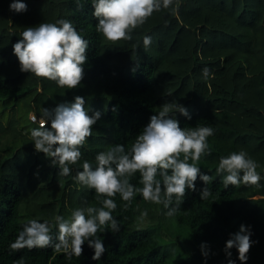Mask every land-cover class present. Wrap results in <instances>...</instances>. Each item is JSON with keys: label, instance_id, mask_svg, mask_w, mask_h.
<instances>
[{"label": "trees", "instance_id": "obj_1", "mask_svg": "<svg viewBox=\"0 0 264 264\" xmlns=\"http://www.w3.org/2000/svg\"><path fill=\"white\" fill-rule=\"evenodd\" d=\"M23 2L27 11L16 13L9 11L11 0H0V264L21 259L23 264H228L225 242L241 224L251 226L255 242L246 264H264V0H174L132 30L131 40L116 42L96 31L92 0ZM60 19L69 20L88 41L84 78L71 90L21 72L12 49L27 27ZM145 36L151 37L147 47ZM204 68L210 70L207 78ZM76 96L85 99L89 115L100 111L101 119L80 147V160L68 165L70 174L63 176L50 158L35 150L30 131L40 126L45 108L74 102ZM165 103L187 109L190 119L169 113L181 128L211 127L214 133L206 139L210 154L195 162L211 177L209 183L198 178L196 191L186 189L179 210L167 215L178 232L164 224L168 209L163 204H155L158 226H138L142 208L154 203L136 193L125 208L128 202L116 194L112 216L120 230L114 233L105 226L97 232L106 248L100 260L92 259L94 250L87 242L82 255L70 259L53 247L10 250L31 219L47 221L56 243V217L70 219L77 208L101 207L95 190L74 180L76 173L85 160L95 167V156L116 144L130 150ZM240 151L259 165V185L225 188L216 173L220 157ZM130 183L142 187L139 172ZM204 187L212 195L201 200ZM161 226L170 237L186 235L191 252L170 263V251L158 233ZM202 243L208 246L206 259ZM230 251L234 264H241L237 250Z\"/></svg>", "mask_w": 264, "mask_h": 264}, {"label": "clouds", "instance_id": "obj_2", "mask_svg": "<svg viewBox=\"0 0 264 264\" xmlns=\"http://www.w3.org/2000/svg\"><path fill=\"white\" fill-rule=\"evenodd\" d=\"M173 3L174 0H92L93 16L97 19L96 31L108 41L131 40L132 30L142 26L154 11L168 9ZM9 11L26 12L27 4L23 0H11ZM20 37L12 49L21 72L55 81L59 87L69 90L81 84L88 41L82 38L69 20L29 26L20 33ZM143 43L145 47L149 46L151 37L145 36ZM202 74L207 78L210 70L204 68ZM173 110L191 118L183 105L165 103L157 114L150 117L130 150L126 151L124 145L116 144L95 156V167L87 160L83 162L82 171L76 173L74 180L94 189L101 207L77 208L70 219L56 217V243H53L52 229L47 221L41 223L31 219L10 244V250L53 247L57 252L63 251L70 259L72 256L80 257L82 245L87 242L88 247L94 250L92 259L100 260L106 248L102 239L96 238L97 232L105 226L114 233L120 230L118 221L112 216V211L117 207L112 197L116 194L128 202L125 208L139 193L145 201L163 204L168 209V216L175 215L186 189L196 191L198 178L205 185L211 179L195 162L202 155L210 154L206 139L214 133L211 127L181 128L179 121L169 115ZM32 119L36 121L37 118L33 116ZM100 119V111L89 115L85 99L76 96L74 102L60 103L53 109L45 108L40 126L30 131L31 140L35 150L50 158L51 166L58 167L60 175L67 176L71 171L68 165H75L80 160V147L92 135V127ZM189 159L193 163H188ZM258 166L246 152H232L220 157L216 173L222 176L225 188L240 184L259 185L261 176L256 171ZM137 172L140 173L142 187L130 183V177ZM157 175L161 179H157ZM211 195L207 187L200 191L201 200ZM147 215V210H144L139 219L143 220ZM251 236V226L244 224L229 235L223 249L228 264H234L230 251L233 248L237 250L241 264H246L250 248L255 243ZM207 247L205 243L200 245L205 259L209 255ZM16 264H23V260Z\"/></svg>", "mask_w": 264, "mask_h": 264}, {"label": "rangeland", "instance_id": "obj_3", "mask_svg": "<svg viewBox=\"0 0 264 264\" xmlns=\"http://www.w3.org/2000/svg\"><path fill=\"white\" fill-rule=\"evenodd\" d=\"M159 206V204H157ZM156 206L155 204L152 205H146V207L142 208L143 211L147 210V217H145L143 220H140L138 217L137 220V225L138 226H147L150 224H154L155 226H158L160 223V218L157 216V213L159 211V207ZM142 211V212H143ZM163 212L166 211L163 209ZM163 222H165L164 224L166 225V227L170 230H172L174 233L178 232L177 230V224L176 221L174 219H170L167 217V214L165 215V219L163 220ZM151 228V226H148ZM162 229L158 230V233L160 235H162L164 238H160L161 239V243L163 245L164 248L169 249L170 251V255H169V262H175L177 259L185 256L187 253H190V249L192 248V246L190 244H188L186 240V235H184L183 233H181V237L179 238H175V237H170L168 235L167 229H165L164 226H161ZM179 228V227H178ZM188 236V234H187ZM189 237V236H188Z\"/></svg>", "mask_w": 264, "mask_h": 264}, {"label": "built area", "instance_id": "obj_4", "mask_svg": "<svg viewBox=\"0 0 264 264\" xmlns=\"http://www.w3.org/2000/svg\"><path fill=\"white\" fill-rule=\"evenodd\" d=\"M38 121L40 122V118H38Z\"/></svg>", "mask_w": 264, "mask_h": 264}]
</instances>
